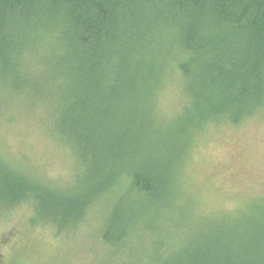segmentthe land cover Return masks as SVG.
I'll use <instances>...</instances> for the list:
<instances>
[{"label": "trees", "instance_id": "obj_1", "mask_svg": "<svg viewBox=\"0 0 264 264\" xmlns=\"http://www.w3.org/2000/svg\"><path fill=\"white\" fill-rule=\"evenodd\" d=\"M166 76L191 96L190 136L209 117L264 113V0H0V115L39 99L47 135L91 164L65 192L0 155V214L32 200L62 231L89 216L104 243L91 264H264V208L213 218L176 204L171 146L155 139L181 128L150 114Z\"/></svg>", "mask_w": 264, "mask_h": 264}, {"label": "rangeland", "instance_id": "obj_2", "mask_svg": "<svg viewBox=\"0 0 264 264\" xmlns=\"http://www.w3.org/2000/svg\"><path fill=\"white\" fill-rule=\"evenodd\" d=\"M163 79L152 95L150 114H164L168 120L171 117L174 125L181 128L168 140L155 139L171 146V154L166 156L174 158L172 169H176L181 183L176 204L182 201L195 208V212H208L213 218L219 213L234 214L239 209L248 212L264 208V113L248 117L238 125L217 124L209 117L203 122V129L190 136L183 110L191 96L177 88L178 82L173 78ZM26 102L15 99L12 109L0 115V155L50 188L75 192L79 182L80 187L86 184L85 168L90 173L91 164L86 166L66 143L47 135V111L42 112L39 99L32 107ZM138 109L125 110L138 116L141 129L149 130L147 119ZM9 110L12 112L8 113ZM158 121L166 123V119ZM129 126L134 128L135 123ZM120 185L122 182L115 186ZM30 202L0 214V264H91L96 255L92 248H104L95 230L96 223L89 216L78 229L62 231L49 221L37 220ZM105 207L106 203L98 206L101 218ZM154 222L168 228L164 218Z\"/></svg>", "mask_w": 264, "mask_h": 264}]
</instances>
